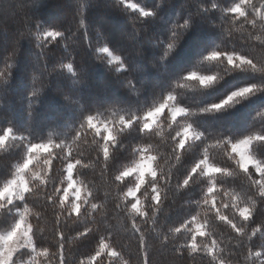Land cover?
Here are the masks:
<instances>
[{
	"label": "trees",
	"instance_id": "obj_1",
	"mask_svg": "<svg viewBox=\"0 0 264 264\" xmlns=\"http://www.w3.org/2000/svg\"><path fill=\"white\" fill-rule=\"evenodd\" d=\"M126 2L135 3L152 14L142 17L140 10L130 9L125 0H0V135L11 127L17 137L0 149V186L11 178L15 165L22 162L28 143L52 140L58 144L64 141L63 152L71 151L74 159L81 161L73 170V178L87 184L93 196L82 207L78 217L75 213L69 216L57 203L46 202V195L51 194L53 185L64 188L67 175L66 162L57 158L63 153L58 148L52 149L47 186L34 184L33 192L26 199L33 213L29 221L35 226L37 247H49L54 251L56 233L63 231L68 237L65 249L68 264H79L80 259L94 254L101 238H106L122 250L130 264H139L136 236L131 231V220L125 207L131 198L122 199L135 181L127 177L126 182H116L114 177L138 159L136 149L151 144L152 154L157 156L155 167L158 176L161 169L172 176V186L164 188L167 198L162 194L163 204L156 214L155 231H151V225L142 224L137 218V223L149 235L148 251L152 264H209V258L203 254L180 257L173 250L187 243L190 233L173 234L169 229L196 214L201 221L207 216L214 238L222 241L221 247H225L226 258L232 259L234 264L237 261L244 264L246 249L241 247L237 255L228 256L230 249L235 251V234L215 219L214 210H209L202 203L208 178L198 177L197 183L189 190L175 189L176 182L182 180L192 164L202 158L204 148L208 147L210 162L229 167L237 173L235 177L216 178L217 204L221 200L229 201L225 190L248 191L247 178L239 172L234 161L227 159L223 149L210 146L212 140L206 145L197 142L182 152L181 159L176 161L171 152L175 125L170 128L171 121L162 120L160 128H154L152 133L141 135L132 129L119 135L116 148L110 150V157L105 161L99 147L103 141L87 127L86 117L94 115L99 120H114L117 121L115 127L119 128V116L141 115L169 92H174L177 103L190 112L188 122L210 138L237 139L253 131L264 130V74L229 69L222 63L205 59L217 49H239L241 38L248 37L249 31L251 44L245 46V50L259 59L264 56V49L258 46L260 41H264V29L260 28L259 21L257 28L252 30L249 25L241 28L239 21L232 20L226 10L239 0ZM262 2L264 0H253L258 8ZM106 20L111 25L102 28L99 23ZM121 26L130 33L125 41L115 36L116 28ZM50 29H56L63 35L55 41L37 39L43 31ZM173 40L174 47L169 50L168 45ZM105 47L120 57L123 67L110 61L101 51ZM69 64L73 66L72 71L67 68ZM190 71L216 74L218 79L208 87H199L195 82L183 80ZM250 84L256 85L258 91L220 111H201L222 101L232 91ZM113 94L118 100L112 98ZM104 95H107L106 100L98 103L87 100L88 97L98 101ZM81 124H84L83 129ZM222 126L224 129L220 128ZM255 150L264 158V145L256 146ZM38 163L43 166L42 159ZM32 169L40 171L36 163ZM151 197V187L147 184L140 191L139 198L149 215ZM91 203H96L98 209L93 211ZM118 204L119 208L116 207ZM222 211L229 216L233 214L231 209ZM36 212L40 213L38 223ZM256 222L264 224V206L259 204ZM11 223L12 215L0 214V233ZM85 227L92 229L88 238H76V233ZM41 228L42 233L39 231ZM165 235L168 236L167 244L163 242ZM254 249H264V237L254 238ZM39 260L41 264H49L44 257H39ZM51 264L55 261L52 260ZM100 264H105V261Z\"/></svg>",
	"mask_w": 264,
	"mask_h": 264
},
{
	"label": "snow or ice",
	"instance_id": "obj_2",
	"mask_svg": "<svg viewBox=\"0 0 264 264\" xmlns=\"http://www.w3.org/2000/svg\"><path fill=\"white\" fill-rule=\"evenodd\" d=\"M125 3L127 7L137 10L138 6L135 3L126 2V0ZM226 11L231 15L233 21L240 22L241 28L247 24L254 30L257 28V22L259 21L260 28L264 29V2L258 8L253 0H239ZM140 14L142 17H147L152 13L140 9ZM186 26L187 23L185 22L184 27ZM245 31L249 30L245 29ZM62 35L60 31L50 29L43 31L41 36H37V39L47 40L50 38L55 41ZM256 40L259 41L260 37L257 36ZM174 44L175 40L168 45L169 50L174 47ZM249 44H251V31H249L248 37L241 38L239 49L236 47L224 51L217 49L210 52L205 59L222 63L229 69H246L264 74V56L257 59V57L251 55L245 50V46ZM252 46L256 47L254 44ZM258 46L264 49V41H260ZM101 51L109 54V49L106 47L102 48ZM111 62L120 63V57L113 55ZM120 66L123 67L122 64ZM67 68L72 71L73 66L69 64ZM217 79L216 74H201L197 71H190L183 77L184 81L195 82L199 87H208L214 84ZM178 86L183 87L184 85ZM255 91H258V88L254 84L240 87L232 91L222 101L211 104L201 111H220ZM161 116H165L166 119L171 121L170 128L175 125V135L171 137L173 143L171 152L176 161L181 159V153L186 151L188 147L194 146L197 142L206 145L212 140L213 143L210 146L223 149L227 159L234 161L239 172L247 178L249 182L248 191L241 193L225 190L224 194L229 197V201L221 200L218 205L216 201V193L218 192L216 178L218 176L235 177L237 173L229 167L217 166L215 163L210 162L208 147H205L202 158L196 160L190 169L186 171L182 180L176 182L175 189L176 191L189 190L197 183L198 177H207L209 184L202 203L207 205L209 210H214L215 219L226 225L235 234L236 243L233 246L235 251L230 249L228 256L237 255L239 249L243 247L246 249L244 264H264V249H254V238L264 237V224L256 222L258 204L264 206V158L260 157L255 150L256 146L264 145V130L253 131L237 139L210 138L188 122L190 112L177 103L174 92H169L158 103L143 111L141 115L133 113L127 118L124 115L119 116V128L115 127L117 121L99 120L98 116L94 115L86 117V124L103 141L99 147L105 161H107L110 157V150L116 148L119 135L132 129L141 135L152 133L154 128H160ZM81 128H84V124H81ZM16 139L13 128L4 129L3 134L0 135V149L5 148L9 140L15 141ZM73 139L75 140L76 137ZM93 143H96V141H93ZM64 147V141L58 144L52 140H48L46 143H28L25 146V155L22 162L15 165V171L11 178L0 186V193H6L0 195V214L7 213L13 217V223L7 230L0 233V253H2L0 264H41L39 257L49 260V264L52 260L55 261V264H68L65 255L68 237L65 236L63 231H57L56 233L57 245L54 251L50 250L49 247H37V241L34 239L36 236L35 226L29 221V216L33 213L26 203L27 197L33 192L34 184L37 187L47 186L46 178L52 165V149L54 148L60 149L63 153L61 157L57 158L66 162L67 187L60 188L53 185L51 194L46 195V202L57 203L63 211L68 212L69 216L75 213L77 217L81 214L82 207L89 203V198L93 196L91 189L82 181L73 179V170L81 161L74 159L71 151L64 153ZM136 151L138 152V159L131 166L115 175L114 181L126 182L125 178L127 177H134L135 179L134 186L127 188L122 199L128 200V198H131L125 207L131 220V231L136 236L139 264H152L148 251L149 235L137 223V218H140L142 224L151 225V231H155L156 214L163 204L162 194L167 198L164 188L172 186V176L170 173L165 174L163 169L160 170L161 174L158 176L157 168L154 166L157 156L152 154L153 147L151 144H145ZM41 153H47V155L41 157ZM147 155L153 156V166L152 170L145 173L143 180H141L137 166L142 157ZM39 159L43 160L42 167L38 163ZM34 163L37 167H40V171L32 169L31 166ZM84 166L87 167V165ZM146 182L150 185L152 191L151 215H149V211L144 209L141 199L137 196V193ZM77 184L80 186H77ZM69 190H72L71 194L74 197L72 201H69ZM66 201H68L67 204ZM196 203L200 204L201 201H196ZM90 207L93 211L98 209L96 203H91ZM116 207L119 208L120 205L118 204ZM222 209H231L232 216L227 215ZM34 215L38 223L40 213L36 212ZM39 231L42 233L43 229L41 228ZM182 231L190 233V239L187 243L173 249L180 257L203 254L209 258V264H234L232 259L226 258L225 247H221L222 241L214 238L207 216L201 221L199 214L191 215L189 218H185L179 226L169 229V232L173 234H180ZM91 232V228L85 227L82 231L76 233V238L87 239ZM198 238H200V242H198ZM163 242L164 244L168 243L167 235L163 237ZM102 260L105 261V264H130V260L124 258L122 250L109 243L106 238H101L98 249L94 251V254L80 259L79 264H100ZM236 264H239V262L237 261Z\"/></svg>",
	"mask_w": 264,
	"mask_h": 264
},
{
	"label": "rangeland",
	"instance_id": "obj_3",
	"mask_svg": "<svg viewBox=\"0 0 264 264\" xmlns=\"http://www.w3.org/2000/svg\"><path fill=\"white\" fill-rule=\"evenodd\" d=\"M126 4V3H125ZM131 9V8H130ZM133 10V9H132ZM137 10L139 11L140 10V8L139 7H137ZM100 25H101V27L102 28H107V27H109V25H111L107 20L106 21H104V22H102V23H99ZM128 34H130V33H127L126 31H124V29H123V26H121L120 28H116V33H115V36L116 37H118V39H120L121 41H125V40H127L128 39ZM104 53V52H103ZM104 54H106V53H104ZM108 57H109V59H110V61H111V57L114 55L113 53H111L110 51H109V54H106ZM115 56V55H114ZM113 64H120L121 65V62L120 63H116V62H112ZM157 81V80H156ZM157 83H159V82H157ZM114 96L112 97L114 100H118V98H117V96L115 95V94H113ZM106 98H107V95H104V97H102V98H100L98 101L96 100V101H94V100H92V99H90V98H88L87 97V100L90 102V103H98V102H101V101H104V100H106ZM162 120H168V119H166L165 118V116H161V119H160V122L162 121ZM170 121V120H169ZM224 126H226V124L224 125ZM224 126H222V127H220V128H222V129H224ZM227 128V127H226ZM228 128H230V127H228ZM43 154H45V153H41V155H43ZM33 166V165H32ZM31 166V167H32ZM155 166V165H154ZM133 179H134V177H132ZM74 179V178H73ZM75 180V179H74ZM134 181H135V179H134ZM135 184V183H134ZM148 183L146 182L145 183V185H143L142 187H141V189H140V191L143 189V187H145L146 185H147ZM77 186H80L79 184H77ZM65 187H67V179H66V181H65V185H64V188ZM140 191L137 193V196L139 197V193H140ZM71 192H72V190H69V201H72L73 199H74V197L72 196V194H71ZM65 203H68V201H66Z\"/></svg>",
	"mask_w": 264,
	"mask_h": 264
},
{
	"label": "clouds",
	"instance_id": "obj_4",
	"mask_svg": "<svg viewBox=\"0 0 264 264\" xmlns=\"http://www.w3.org/2000/svg\"><path fill=\"white\" fill-rule=\"evenodd\" d=\"M152 166H153V156L152 155L143 156L140 163L137 166V170L140 174L141 180H143L145 173L150 172L152 170ZM4 194L6 193H0V195H4ZM0 255H2V253H0Z\"/></svg>",
	"mask_w": 264,
	"mask_h": 264
}]
</instances>
